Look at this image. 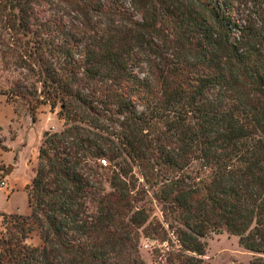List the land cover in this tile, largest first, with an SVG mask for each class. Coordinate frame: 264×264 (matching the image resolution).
I'll use <instances>...</instances> for the list:
<instances>
[{"label": "trees", "instance_id": "16d2710c", "mask_svg": "<svg viewBox=\"0 0 264 264\" xmlns=\"http://www.w3.org/2000/svg\"><path fill=\"white\" fill-rule=\"evenodd\" d=\"M0 94L63 119L29 213H0V264H146L133 167L174 235L167 262L202 264L224 230L264 264V0H0Z\"/></svg>", "mask_w": 264, "mask_h": 264}, {"label": "rangeland", "instance_id": "374dc122", "mask_svg": "<svg viewBox=\"0 0 264 264\" xmlns=\"http://www.w3.org/2000/svg\"><path fill=\"white\" fill-rule=\"evenodd\" d=\"M59 106L51 108L48 104H41L35 112V119L29 116L17 115L13 107L0 94V126L2 134L6 136L7 150L0 149V159L4 169L8 165L15 167L11 176L14 192L6 193L0 189V213H19L27 215L29 209L26 202L24 186L30 183L36 166L38 147L43 140L44 133L55 132L63 128V119L58 115ZM14 134V138H10ZM108 167V163H103ZM197 162H193L188 171H195ZM109 171L106 168V172ZM109 173V172H108ZM131 182L135 184L136 205L146 209L149 214L146 225L139 227L137 249L146 264H170L166 258L170 251L177 247L174 235L167 228L163 220V205L156 198V189L146 185L139 172L133 167ZM4 171H0V187L6 186ZM108 189L107 183H105ZM138 191V192H137ZM6 193V194H5ZM2 216L0 215V230ZM169 221V220H168ZM165 231V233L163 232ZM205 243L204 253L201 255L202 264H248L252 253L245 250L237 241V237L222 230L210 232L201 238ZM26 242L32 245L41 243L35 232L31 233Z\"/></svg>", "mask_w": 264, "mask_h": 264}, {"label": "crops", "instance_id": "0c3cea01", "mask_svg": "<svg viewBox=\"0 0 264 264\" xmlns=\"http://www.w3.org/2000/svg\"><path fill=\"white\" fill-rule=\"evenodd\" d=\"M14 170H15V167H13V169L11 170V172L9 174L5 175V178H6V183L5 184H6V186H1L0 187V189L4 188L6 193L9 192L10 193L9 195H11L14 192V190L12 191V187H14L15 184L11 183V181H12L11 176H12Z\"/></svg>", "mask_w": 264, "mask_h": 264}, {"label": "water", "instance_id": "95a60500", "mask_svg": "<svg viewBox=\"0 0 264 264\" xmlns=\"http://www.w3.org/2000/svg\"><path fill=\"white\" fill-rule=\"evenodd\" d=\"M13 169L12 165H8L6 170L4 171V174L7 175L11 172V170Z\"/></svg>", "mask_w": 264, "mask_h": 264}]
</instances>
